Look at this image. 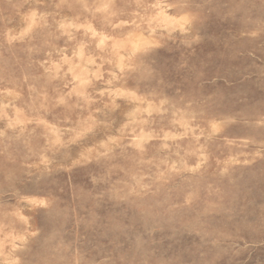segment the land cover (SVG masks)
<instances>
[{
    "label": "rangeland",
    "instance_id": "rangeland-1",
    "mask_svg": "<svg viewBox=\"0 0 264 264\" xmlns=\"http://www.w3.org/2000/svg\"><path fill=\"white\" fill-rule=\"evenodd\" d=\"M0 264H264V0H0Z\"/></svg>",
    "mask_w": 264,
    "mask_h": 264
}]
</instances>
